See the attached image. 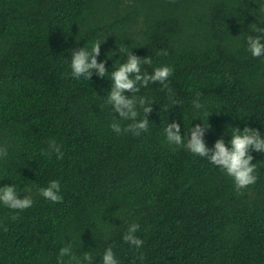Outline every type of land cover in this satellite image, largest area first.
I'll return each mask as SVG.
<instances>
[{
	"label": "trees",
	"instance_id": "trees-1",
	"mask_svg": "<svg viewBox=\"0 0 264 264\" xmlns=\"http://www.w3.org/2000/svg\"><path fill=\"white\" fill-rule=\"evenodd\" d=\"M261 6L264 0H0V145L8 152L0 187L13 184L34 201L18 213L0 203V264H57L68 242L74 255H93V264L109 246L119 264H264V152L251 151L258 179L237 195L224 170L186 148L170 149L164 132L173 121L181 135L208 123L209 148L221 136L227 143L231 127L264 135V56L253 57L245 39L256 35L253 23L264 27ZM96 42L109 72L75 78L73 49L90 51ZM162 49L167 55H157ZM125 51L150 56L148 72L174 69L166 82L172 99L158 82L137 94L154 101L148 131L138 136L112 130L119 117L106 103ZM50 139L63 159L41 155ZM53 179L59 203L39 195ZM131 223L140 226L139 250L122 238Z\"/></svg>",
	"mask_w": 264,
	"mask_h": 264
},
{
	"label": "clouds",
	"instance_id": "clouds-1",
	"mask_svg": "<svg viewBox=\"0 0 264 264\" xmlns=\"http://www.w3.org/2000/svg\"><path fill=\"white\" fill-rule=\"evenodd\" d=\"M260 13H264V6L259 7L258 15ZM253 24L255 26L251 29V32L256 33V35L248 34L245 37L246 44L253 57H261L264 56V27H258L256 23ZM101 43H94L90 51L85 47L78 50L73 49L70 66L72 75L75 78L83 76L85 79L91 80L94 72L98 77L103 78L109 72L105 66L106 61H98L97 59L100 55ZM125 53H127V59L123 63L119 61L118 66L115 63L113 65L115 70L111 71L112 84L106 96V103L111 106L114 113H118L119 117V120L114 118L110 125L112 130L117 134L131 132L133 135L138 136L141 132L148 131L150 123L148 114L153 111L151 104L154 101L137 94L140 93L141 88L148 87L150 83L158 82L169 93V99H172L176 93L166 82L173 74L174 69L171 66L161 65L155 67L152 72H148L142 66L152 64L150 56L140 57L133 54L132 51H125ZM157 55H167V50L162 49ZM126 92L131 93V95H126ZM200 96L201 93L196 92L195 99L192 101L195 110L203 108ZM173 104L179 103L173 100ZM141 111L143 115H141ZM121 121L131 122L122 128ZM208 127H210L208 123L205 125L203 122L194 126L191 124L185 134L181 135V126L178 122L167 123L164 129L166 143L172 150L186 148L195 155L207 158L211 164L224 170L227 175L232 177L235 191L237 195H241L244 189L254 185L258 179L255 174L256 164L252 162L251 151L264 152V135L258 129L247 125L242 130L239 127H231V139L227 143L221 136L215 141L214 147L209 148L204 141V133ZM185 136L187 137L186 140ZM47 145V148L41 152L42 156L51 158L55 154L57 159H63L62 148L55 139L48 140ZM7 154V146L0 145V158H5ZM60 188V181L53 179L38 191L39 195L46 200L59 203L62 200ZM25 192L31 193V189L27 188ZM0 203L18 213L32 207L34 201L30 194L21 196L16 186L10 184L0 187ZM12 219H17V216L13 215ZM139 227L138 223H131L122 237L125 242L134 246L137 250L144 244L143 239L136 235ZM64 257L69 258V264H72L73 261L74 264H93L94 260V256L88 251L83 252V255L79 257L74 255L71 242L59 249L57 264H64ZM137 259L143 261V253H140ZM100 264H119L111 246L105 249Z\"/></svg>",
	"mask_w": 264,
	"mask_h": 264
}]
</instances>
